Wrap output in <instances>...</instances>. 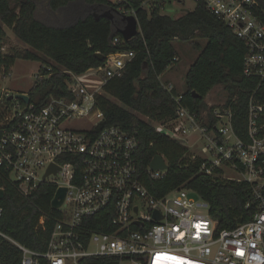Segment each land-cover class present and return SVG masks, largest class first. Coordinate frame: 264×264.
<instances>
[{
  "label": "built area",
  "instance_id": "built-area-1",
  "mask_svg": "<svg viewBox=\"0 0 264 264\" xmlns=\"http://www.w3.org/2000/svg\"><path fill=\"white\" fill-rule=\"evenodd\" d=\"M191 1L203 5L245 43L244 75L257 78L261 85L264 22L255 14L258 0ZM134 57L128 51L124 62L118 56L108 59L97 69L102 71V86L94 92L83 84L82 75L62 71L69 78V96L50 95L44 104L33 102L30 92L22 93L29 102L10 99L16 93L0 86V177L25 198L41 184L53 185L55 194L66 189L61 207L51 206L58 215L46 252L32 251L1 230L0 251L4 239L21 250V264H264V103L255 93L250 98L247 141L236 135L230 109L216 108L202 123V114L183 106L181 96L172 97L177 118L155 127L184 146L197 135L196 142L204 144L202 155L193 158H203L202 172L213 175L227 170L232 172V179H227L252 186L247 207L256 205L253 219L220 230L208 202L193 191L180 188L158 198L146 187L144 176L159 180L167 170H139L136 133L116 126L101 128L105 115L97 110L96 98ZM7 75H1L0 81ZM51 75H38L36 81ZM164 88L169 93L174 90L171 84ZM105 212L111 216L110 231L93 228L97 224L93 219ZM3 215L0 205V223ZM48 217L42 216V227Z\"/></svg>",
  "mask_w": 264,
  "mask_h": 264
},
{
  "label": "trees",
  "instance_id": "trees-1",
  "mask_svg": "<svg viewBox=\"0 0 264 264\" xmlns=\"http://www.w3.org/2000/svg\"><path fill=\"white\" fill-rule=\"evenodd\" d=\"M0 0V49L7 38L4 27L29 49L14 54H0V76L7 75L17 59L45 61L53 65L40 69L39 75L52 74L49 79L36 81L30 91L31 99L44 104L50 95L68 94V75L63 70L83 75L103 68L108 59L120 53L133 51L135 57L127 63L120 76L111 79L96 98V108L105 115L101 128L121 127L136 133L139 140L138 167L146 171L156 156L168 164L165 176L143 181L156 196L180 188L193 191L210 205V215L219 222V229L232 230L241 223L250 222L257 207H247L252 186L223 178L217 170L213 175L201 171L203 158L195 157L187 146L157 131L155 126L138 114L157 124H167L177 118V104L173 96L182 97V105L191 112L202 114L208 94L222 86L226 102L221 110L233 112L236 135L247 141L249 102L255 93L264 103V81L244 75V62L248 53L245 43L232 30L201 5L182 16L162 15L166 0ZM177 2V0H167ZM256 16L264 22V0H258ZM135 13L140 32L128 42H121L120 33L126 26L125 15ZM106 15V16H105ZM206 40L204 48L198 44ZM190 43L201 50L185 77L186 91L176 89L169 93L160 80L162 74L179 61L174 42ZM101 54L103 61L97 57ZM178 58L177 61H174ZM147 63L148 71L144 70ZM49 68H52L49 71ZM111 98L119 101L120 106ZM216 109L209 108V113ZM214 123L211 122L210 127ZM5 190L0 205L4 215L0 230L16 243L35 252H46L58 213L52 211L55 187L41 186L25 198L11 182L0 177ZM48 214L44 227L40 220ZM92 227L108 230L111 216L102 213L93 219ZM21 250L9 240H1L0 264H21ZM44 264V263H43Z\"/></svg>",
  "mask_w": 264,
  "mask_h": 264
},
{
  "label": "rangeland",
  "instance_id": "rangeland-1",
  "mask_svg": "<svg viewBox=\"0 0 264 264\" xmlns=\"http://www.w3.org/2000/svg\"><path fill=\"white\" fill-rule=\"evenodd\" d=\"M112 2H118L119 0H110ZM160 1V0H159ZM195 7V4L191 0H185L184 4H179L177 2H168L165 4L164 8L161 9L160 13L162 15H170L174 17L182 16L183 10L188 9L191 10ZM5 32L7 33V38L3 44L2 54H14L15 51H23L30 48L21 42L12 32V30L4 27ZM198 44L201 48H204L206 45V40H199ZM177 55L179 61L170 66L164 74L161 75L160 80L163 83V87L170 85L174 86V89L177 90L178 93L182 94L186 91V83L185 77L187 71L193 62L200 55L201 50L195 49L193 45L190 43H180L178 41L174 42ZM45 61H30L25 59H17L10 70V75L8 74L5 78H2L0 81V86L2 88L7 89L11 93H28L31 91L34 86L37 76L40 74V69L46 67L47 65H53V62L43 56ZM118 60L121 62L125 61V52L120 53L118 55ZM65 71V70H63ZM102 71L91 70L90 72L82 75L81 81L83 84L92 92L99 90L102 86L101 80ZM101 94H103V89L101 90ZM111 100L117 104L121 105L119 101L111 98ZM226 102V92L222 86H218L214 88L206 97L205 100V108L202 111L201 122L207 123V117L209 114V108H221L224 106ZM141 119L144 121L151 123L153 126H157L158 124L150 121L147 117L138 114ZM198 141L197 135L191 136L189 141L188 149L193 155H202V145L203 140L201 142ZM223 178L227 179L229 177L232 179V172L225 170L223 172ZM228 178V179H229ZM194 196V195H193Z\"/></svg>",
  "mask_w": 264,
  "mask_h": 264
},
{
  "label": "water",
  "instance_id": "water-1",
  "mask_svg": "<svg viewBox=\"0 0 264 264\" xmlns=\"http://www.w3.org/2000/svg\"><path fill=\"white\" fill-rule=\"evenodd\" d=\"M181 4H184V3H181ZM183 11L189 12L188 9H185ZM124 20L126 21V26L123 30L120 31V33L122 34L123 39L126 42H128L140 32V28H139L138 20L134 15L125 16ZM97 57L100 58L101 61H103L105 59V57L102 56L101 54H98ZM147 66H148L147 63H145L144 64V70H146V71H148ZM14 97L16 99H20V100H23L25 102H29V97L26 95H23L22 93H16L15 95H12L10 97V99H12ZM150 167L153 171L168 170V164L162 156H156L153 159ZM4 195H5V191L3 189H0V199H3ZM65 195H66V189L60 188L57 190V192H56V194L52 200V207L54 209H58L59 207H61V205L64 202ZM156 218L159 219L158 216H156Z\"/></svg>",
  "mask_w": 264,
  "mask_h": 264
},
{
  "label": "crops",
  "instance_id": "crops-1",
  "mask_svg": "<svg viewBox=\"0 0 264 264\" xmlns=\"http://www.w3.org/2000/svg\"><path fill=\"white\" fill-rule=\"evenodd\" d=\"M168 84H171L170 82H168Z\"/></svg>",
  "mask_w": 264,
  "mask_h": 264
}]
</instances>
